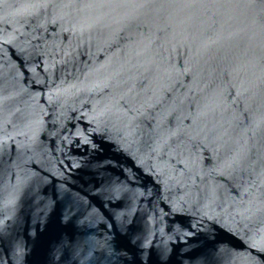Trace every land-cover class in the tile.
I'll return each instance as SVG.
<instances>
[{"label":"water","instance_id":"1","mask_svg":"<svg viewBox=\"0 0 264 264\" xmlns=\"http://www.w3.org/2000/svg\"><path fill=\"white\" fill-rule=\"evenodd\" d=\"M0 264H264V0H0Z\"/></svg>","mask_w":264,"mask_h":264}]
</instances>
